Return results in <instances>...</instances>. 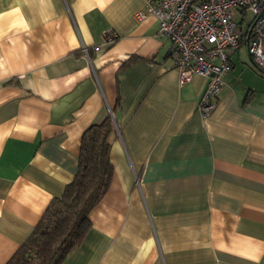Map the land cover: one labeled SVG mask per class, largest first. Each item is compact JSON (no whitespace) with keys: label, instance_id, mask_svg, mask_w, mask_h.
I'll return each mask as SVG.
<instances>
[{"label":"crops","instance_id":"obj_1","mask_svg":"<svg viewBox=\"0 0 264 264\" xmlns=\"http://www.w3.org/2000/svg\"><path fill=\"white\" fill-rule=\"evenodd\" d=\"M143 5L0 0V264L108 115L112 176L62 264H264V77L239 44L202 116L206 79L178 86L156 20L135 18Z\"/></svg>","mask_w":264,"mask_h":264},{"label":"built area","instance_id":"obj_2","mask_svg":"<svg viewBox=\"0 0 264 264\" xmlns=\"http://www.w3.org/2000/svg\"><path fill=\"white\" fill-rule=\"evenodd\" d=\"M135 14L138 21L152 17L157 36L170 43V56L177 72L178 86L194 76L206 79L198 112L207 116L223 87L222 77L229 69L228 56L239 46L245 27L237 16L249 14L246 49L256 69L264 72V0H142ZM111 44L113 38L105 36Z\"/></svg>","mask_w":264,"mask_h":264},{"label":"trees","instance_id":"obj_3","mask_svg":"<svg viewBox=\"0 0 264 264\" xmlns=\"http://www.w3.org/2000/svg\"><path fill=\"white\" fill-rule=\"evenodd\" d=\"M239 24L245 27L239 44H246L249 22ZM133 61L128 60L124 66ZM256 70L264 77V72ZM114 134L110 115L85 130L74 178L59 197L50 201L38 224L6 264H62L82 243L90 228L88 214L105 194L112 176L109 150Z\"/></svg>","mask_w":264,"mask_h":264}]
</instances>
